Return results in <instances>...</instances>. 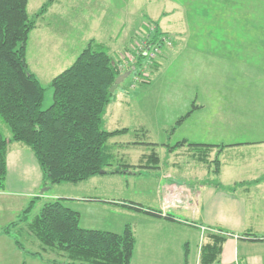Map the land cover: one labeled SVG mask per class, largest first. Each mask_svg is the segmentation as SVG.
I'll list each match as a JSON object with an SVG mask.
<instances>
[{"label":"rangeland","instance_id":"obj_1","mask_svg":"<svg viewBox=\"0 0 264 264\" xmlns=\"http://www.w3.org/2000/svg\"><path fill=\"white\" fill-rule=\"evenodd\" d=\"M46 1L29 0L28 5L30 15L40 22V30L29 42L27 58L45 87L43 108L53 103V77L69 67L90 42L121 59L124 69L130 67V60L136 61L132 50H138L139 38L154 21L169 33L171 44L162 46L154 56L146 54L142 76L128 71L106 106L103 128H126L108 141L114 157L107 170L121 172L96 174L76 183L48 182L37 189V196L50 186L47 192L61 197L94 193L160 209V196L171 182H194L198 187L201 179L215 178L214 171L206 167L191 169L198 164L192 156H202L206 149L190 143L264 142V0H54L36 17ZM155 59L157 68L152 66ZM188 111L191 114L178 123ZM0 127L10 138L11 131L1 118ZM184 139L188 143L177 145ZM260 149L264 152V143ZM155 153L160 162L150 157ZM210 167L214 168V161ZM20 191L22 194H0V264L65 261L61 254L46 251L39 240L31 248L21 228L6 231L5 225L18 219L30 203V218L44 203L43 198L23 194L27 190ZM108 206L114 205L104 207L106 216ZM75 207L83 209L84 218L95 228L120 232L122 221L135 225L134 230L143 225L130 212L126 213L129 220L125 215L109 214L117 226L98 220L91 224L92 213L86 205L79 201ZM197 238L189 240L192 245L196 246ZM31 251L42 256L35 257Z\"/></svg>","mask_w":264,"mask_h":264},{"label":"trees","instance_id":"obj_2","mask_svg":"<svg viewBox=\"0 0 264 264\" xmlns=\"http://www.w3.org/2000/svg\"><path fill=\"white\" fill-rule=\"evenodd\" d=\"M28 2L0 0V118L11 131V137L7 138L0 127V189L6 184L10 141L21 142L33 150L47 181L52 184L76 183L106 173L114 157L109 138L126 130L103 128V114L113 94L112 85L124 70L130 74H144L149 55L143 54L139 42L145 41L148 46L159 49L171 44L169 33L154 21L147 33L139 38L138 50L137 47L136 51L132 50L137 56L136 61H129L130 67L124 69L121 59H114L102 45L94 46L90 42L69 67L53 77V103L43 108L45 87L29 69L26 58L29 33L37 22L28 11ZM53 2L47 0L35 16L43 15ZM156 62L155 59L153 68L158 67ZM190 114L188 111L177 122ZM185 143L186 140H182L177 145ZM207 154L205 152L204 156ZM154 157L157 158L156 153ZM116 171L121 170H113ZM125 205L153 214L161 213L131 202ZM32 209L30 203L6 231L14 224L26 221L30 232L46 251H55L65 258L56 264H131L136 246L131 224H126L121 232L84 227L79 211L61 197L45 201L40 211L30 218ZM215 229L218 231L201 228L200 264L219 263L227 232L223 228ZM33 254L42 256L38 251ZM184 261L188 263L187 250Z\"/></svg>","mask_w":264,"mask_h":264},{"label":"crops","instance_id":"obj_3","mask_svg":"<svg viewBox=\"0 0 264 264\" xmlns=\"http://www.w3.org/2000/svg\"><path fill=\"white\" fill-rule=\"evenodd\" d=\"M39 25L40 22H36V26L29 33L26 44L27 54L29 42L32 41L31 38L40 30ZM162 29L164 28L162 27ZM27 64L29 69L35 73L29 65L28 58ZM35 75L37 76L36 73ZM184 140L188 143L187 139ZM10 142L7 152L6 184L0 190V194H22L20 190L25 189L27 191L23 194L43 198L45 199L44 202L61 197L56 192H47L48 189H52L50 186H46L40 192L41 195L37 196V189L48 183L46 175L35 153L32 154L27 145L16 142L18 144L15 146ZM192 143L202 144L205 142L195 141ZM262 143L264 142L261 140H245L235 141L227 145L216 144L210 147L193 145L197 148L204 147L208 154L207 156H192L193 162L201 164V166L193 164L191 169L202 170L206 167L209 172L214 171L215 178L211 181L201 179L198 181V187L194 182L177 184L174 181L168 186L166 185V192L160 196L161 208L157 209L161 212L160 214L145 212L125 205L131 202L140 207L143 206L134 200L102 197L106 195L101 194L92 193L76 197L62 196L61 198H65L67 205L79 211L81 225L87 228L95 227L89 225V220L84 218L83 209L75 207L79 201L86 205L88 211L92 213L91 224L98 220L117 226L116 221H113L109 214L112 216L125 215L124 217L129 220L127 212L132 213L131 216L135 222L141 221L143 225L133 229L136 246L131 264H185V250L188 252L187 264H200L202 226L214 229L219 227L227 232L218 264H264V152L260 149ZM216 150L215 160H211L210 157ZM228 150H231L232 153H226ZM150 157L160 162V156L156 158L150 155ZM212 161H214V168L210 167ZM120 172L107 170L106 173L100 175L119 174ZM128 173H132V171ZM186 178L190 179L189 174ZM7 188L10 189L6 190ZM168 189L171 191L170 194H168ZM33 199L35 200V198ZM68 199L72 201L69 202ZM106 205H114L108 206L110 209L107 211V216L105 215L106 208L104 209ZM142 208L154 209L144 206ZM21 223L24 226L20 227ZM21 223L11 227L21 228L20 232L21 230L25 231L27 234L26 243L32 248L35 243H38V239L30 232L26 221ZM122 224L123 226H118L120 230L125 227L123 221ZM143 227L144 229L141 230ZM10 228L7 232L10 231ZM196 238L198 242L195 246L189 240ZM31 253L35 257L39 256L33 254L32 251Z\"/></svg>","mask_w":264,"mask_h":264},{"label":"built area","instance_id":"obj_4","mask_svg":"<svg viewBox=\"0 0 264 264\" xmlns=\"http://www.w3.org/2000/svg\"><path fill=\"white\" fill-rule=\"evenodd\" d=\"M141 47H139L141 50L143 49V54H150V56H154L156 54V52L159 50L158 47H154L152 48V46H148L147 43L144 41L143 44L141 43L140 45ZM131 61V60H130ZM123 66V65H122ZM203 229V231L207 228H209L212 231H218L217 229L214 228H210V227H206V226H202L201 227Z\"/></svg>","mask_w":264,"mask_h":264},{"label":"water","instance_id":"obj_5","mask_svg":"<svg viewBox=\"0 0 264 264\" xmlns=\"http://www.w3.org/2000/svg\"><path fill=\"white\" fill-rule=\"evenodd\" d=\"M129 75L128 71L121 73L115 80L114 84L111 87V91H114L118 84H120L127 76Z\"/></svg>","mask_w":264,"mask_h":264}]
</instances>
